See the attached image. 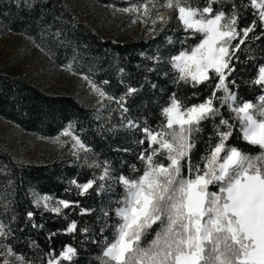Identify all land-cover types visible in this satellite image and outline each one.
<instances>
[{"label":"snow or ice","instance_id":"6c2138e0","mask_svg":"<svg viewBox=\"0 0 264 264\" xmlns=\"http://www.w3.org/2000/svg\"><path fill=\"white\" fill-rule=\"evenodd\" d=\"M125 2L128 6L111 7L131 14V23H146L149 32H155L159 22L160 31L165 32L164 43L173 50L161 55L158 47L147 56L151 64L144 66L142 81L132 86L121 79L124 91L119 96L103 90L101 85L108 84L107 80L98 85L90 74L78 73L71 64L66 70L80 75L92 88L101 104L98 111H118L122 127L139 132L135 142L141 146L137 159L142 171L132 165L133 172H140L136 178L123 173L114 176L110 163L97 158L87 166L99 174L93 173L83 183L70 180L64 189L68 198L31 191V203L41 218L51 213L66 221L64 228L47 234L48 252L36 251L40 247L37 242L27 241L35 260L14 245L23 242L19 233L27 236L25 229H42L44 225L37 224V211L33 210H27L18 223V202L13 195L16 185L8 179L0 185L5 193L0 196V264H77L79 248L85 243L103 245L96 258L99 264H264V0H205L203 6L193 0H160V7L173 12L167 18L159 9L152 15L157 7L154 0ZM60 19L54 16L53 23ZM62 31L51 34L59 38ZM197 37L198 42L188 43ZM37 47L44 51L41 45ZM244 72L249 78H244ZM120 73H124L122 68ZM150 73L177 89L184 86L191 90L185 95L171 91L159 106L154 125L147 117L133 120L129 116L128 101L142 93L145 85L163 92L149 79ZM249 93L258 95L245 98ZM205 126L211 127L205 151L194 162L192 152ZM60 135L69 138L65 143H70L78 161L81 152L87 161L92 149L72 125ZM53 142L60 143V136ZM238 144L258 151L253 155ZM5 169L7 166L0 172L10 176V169ZM115 184L124 190L117 207L109 205L97 213L83 205V199L111 192ZM72 213L79 217L95 214L101 234L110 227L111 215L119 223L111 240L105 236L98 241L86 222L70 218ZM149 231L155 235L144 244ZM57 235L71 237L78 246L66 243L57 252L50 246Z\"/></svg>","mask_w":264,"mask_h":264},{"label":"trees","instance_id":"16d2710c","mask_svg":"<svg viewBox=\"0 0 264 264\" xmlns=\"http://www.w3.org/2000/svg\"><path fill=\"white\" fill-rule=\"evenodd\" d=\"M92 1L100 5H115L117 8L128 6L125 0ZM130 2L135 3L137 0H130ZM154 3L157 7L152 9L153 14L160 8V0H154ZM193 3L203 6L205 0H193ZM172 15L173 12L170 16ZM54 16L60 17V21L53 23ZM129 19H133L131 14ZM245 23L247 21H242V24ZM160 28L150 38H145L141 32L134 38L118 40L113 36L98 33L92 26L83 22L67 0H0L1 33L22 38L50 63L65 69L66 72H68L66 66L71 64L78 73L90 74L98 85L104 80L109 81L108 84L101 86L105 92L114 96H119L124 91L120 84L121 79L127 84L138 86L145 75L144 66L151 64L146 57L153 55L158 47L161 55H167L173 50L171 45L164 43L165 32H161ZM58 29L63 30L59 38L51 34ZM167 34L172 35L171 32ZM198 39L199 37L189 40L188 43L194 44L198 42ZM38 44L44 51L37 47ZM237 67L239 68L240 65ZM121 68L124 70L123 74L120 73ZM147 75L150 80L159 84L163 92H154L145 85L142 93L128 101L129 116L133 120H142L147 117V122L154 125L158 122V108L167 101L171 91H177V95H185L190 94L191 90L184 86L177 89L175 85L157 78L155 74ZM242 75L245 79L249 78L247 72ZM90 88L88 86L87 89H83L79 96L52 94L45 92L22 76L0 72V117L23 132L48 141H54L55 137L60 136L62 142L60 155L50 162L23 160L0 144V169L7 166L5 171L9 169L11 171L10 176L0 172V185L6 184L8 179L15 182L16 188L13 195L18 202L16 206L18 223L23 220L27 210L37 211L31 203V191L40 195L68 198L64 189L69 187L70 180L75 178L83 183L93 173L99 174L98 170L87 166V163L97 158L110 163L114 176L123 173L129 178H136L140 172H133L132 165L142 171L143 166L137 159L141 146L135 142L139 139V132L122 127L118 111L110 113L108 108L98 111L101 109V104L98 103V96ZM241 91H244L243 85ZM255 95L258 93H249L245 98L254 99ZM104 103L108 104V101L105 100ZM111 107L115 108V105L112 104ZM69 125H72L81 140L92 149V153L87 156V161L84 159L83 152L80 153L81 160L78 161L70 150V143H65L69 141V138L60 135ZM210 131L211 127L205 126L203 133L200 134L201 139L197 140L196 148L192 152L194 162L198 161L204 153V141ZM237 146L250 151L253 155L258 151L246 144ZM125 148L129 151H123ZM3 195H5L4 191L0 190V196ZM123 195V187L115 184L111 192L85 198L82 203L84 206L95 208L99 213L103 207L109 205L112 208L117 207L116 202ZM70 218H75L81 223L86 222L87 226L96 232L98 241H102L105 236L111 240L114 228L119 223L118 218L114 214L111 215L108 219L110 227L101 234L97 231L101 223L96 220L95 214L91 217H79L72 213ZM36 222L43 223L44 227L25 229L28 235L19 233L18 235L23 236V242L17 241L14 245L32 256L34 260L35 255L29 250L27 241L29 239L36 241L40 246L36 251L42 250L46 253L49 251L47 234L66 226V221L57 218L55 214L44 213L41 218L39 211H37ZM153 229L157 227L153 226ZM154 234V231H149L144 239L153 237ZM66 243L78 246V241L66 235L53 237L50 246L59 252ZM102 250V244L85 243L79 248L77 264H99L96 258L102 254Z\"/></svg>","mask_w":264,"mask_h":264},{"label":"rangeland","instance_id":"374dc122","mask_svg":"<svg viewBox=\"0 0 264 264\" xmlns=\"http://www.w3.org/2000/svg\"><path fill=\"white\" fill-rule=\"evenodd\" d=\"M67 1L83 22L92 26L98 33L104 36H113L118 40L134 38L141 32L145 38H150L162 26L157 22L156 31L149 32L146 23L141 21L131 23L129 14L115 11L111 6L100 5L92 0ZM171 13L170 10L159 8V14L166 18ZM156 14L157 12L155 14L152 12L153 16ZM0 72L12 76H22L45 92L52 94L79 96L82 90L89 86L80 76L54 66L22 38L3 32H0ZM0 144L23 160L37 162H50L56 159L62 148V142L48 141L23 132L1 117ZM150 238L153 237L143 238L142 242L147 244Z\"/></svg>","mask_w":264,"mask_h":264}]
</instances>
